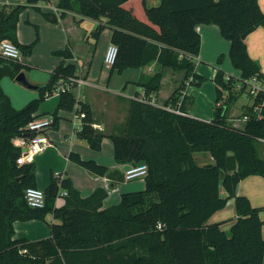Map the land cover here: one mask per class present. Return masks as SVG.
<instances>
[{
	"label": "trees",
	"instance_id": "trees-1",
	"mask_svg": "<svg viewBox=\"0 0 264 264\" xmlns=\"http://www.w3.org/2000/svg\"><path fill=\"white\" fill-rule=\"evenodd\" d=\"M56 1L62 15L74 10L96 19L98 33L108 27L112 30L111 42L118 45V55L110 74L153 62L159 65L142 83L146 95L161 89L164 67L184 69L185 75L164 105L132 97L124 126L112 132L93 125L97 121L92 107L78 100L72 89L62 91L53 115L54 127L59 125L60 109L77 105L79 113L85 112L80 138L101 149L104 137L109 136L118 162H144L148 172L143 177L144 188L124 192L118 203L109 206H104L109 195L105 187L98 186L83 196L69 177L53 174L44 189L45 205L33 207L25 192L37 186L36 164L17 162L21 149L13 139L31 133L26 126L39 115L40 101L54 91L60 79L78 76L77 65L65 63L73 56L71 44L55 51L64 60L51 72L49 81L35 86L39 96L16 108L1 81L5 76L15 79L22 62L0 54V264H264V219L260 215L264 206H255L247 195L238 193L242 179L252 174L264 176V158L259 153L264 119L257 118L249 106L245 111L249 119L239 128L228 114L248 79L264 81L261 66L250 56L246 43L250 32L264 26L260 0H161L157 6H148L147 0ZM23 6L0 9V42L8 38L30 53L34 43H22L17 37ZM51 18L57 19L54 14ZM201 24L218 25L230 40L228 55L240 70L243 85L236 88V78L220 67L225 58L221 53L213 78L217 102L211 120L191 114V94L180 100L187 81L201 86L205 80L197 71L196 59L202 45ZM201 151L210 152L214 163L199 164L195 153ZM69 158L98 175L125 179L119 170L83 158L76 151ZM60 197L64 202L57 205ZM232 197L237 216L227 233L220 221L208 220ZM50 212L54 215L50 236L34 240L14 237L16 220H46Z\"/></svg>",
	"mask_w": 264,
	"mask_h": 264
},
{
	"label": "crops",
	"instance_id": "crops-1",
	"mask_svg": "<svg viewBox=\"0 0 264 264\" xmlns=\"http://www.w3.org/2000/svg\"><path fill=\"white\" fill-rule=\"evenodd\" d=\"M1 1L2 0H0V3H2ZM18 1H19V4L29 5V6L37 5L40 2L38 1L36 3H29L28 0H18ZM46 1H50V2L42 3L41 5L49 7L51 9V12L54 15H56L57 18L62 17L61 22L63 25H65V28H66L65 33L67 34V43L71 44V41H70L71 35H73V39L75 41L74 45L78 41L81 42L80 48L78 50L76 49V46L73 45L72 47V44H71V50L73 52V56L71 58H68L67 60L65 59L66 64L67 63L76 64L78 76L83 77L87 80V83L83 84L82 86L74 87V89H72L73 93L78 99H80V101L86 102L92 107V110L94 112V118L96 119L98 125H100L99 126L100 128L98 129H102L104 126L106 132L114 131V129L117 128V124H114V125L111 124L113 120L111 118L112 114L110 113V111L112 110V106L110 104H112L115 107V109L113 110L117 111L119 109L117 107V102H123L122 100L118 99V96L126 94L130 96V100H131V98L134 95L142 93L144 91V87L142 83L145 80H147L148 77L152 75L156 70L159 69V65L153 62L144 67H138V68L130 67V68H126L122 72L115 71L113 74H110V68L106 66L104 62V56H103L100 61L101 66L97 70L94 67L92 56L89 55V52L91 51V49H87L86 45L83 46L82 43L84 42V40H87L96 30L98 21L89 16L82 15L74 10L66 11L65 15H62V13L57 14L53 11L51 7V5H56V3L53 2L52 0H46ZM6 3L10 5L8 9H11L12 7L16 5H19V4L11 5L10 0H7ZM160 3H161V0H147L148 6H157ZM260 5L262 9L264 10V0H260ZM0 6L2 5L0 4ZM107 29L109 30L108 31L109 42L107 43L106 48L111 43V32H112V30L109 27ZM198 29L202 36V45H201L200 53L196 57V59L198 60L197 71L205 76L206 70H207L205 64H207L208 60L212 59L211 57L213 56L218 57L219 54L224 53L225 60H231L230 56L228 55V52L230 49V40L225 38L222 35L219 26L216 24H201L198 27ZM246 43H247L248 52L250 56L256 61H258L264 73V26L262 25L258 26L256 29L250 32L246 37ZM68 44L66 46H68ZM208 44L211 47H208ZM223 65H224V68L227 69V70L225 69L224 70L228 76L232 75L237 78L240 76V70L238 68L236 69L231 68L230 66H227V63L225 62ZM163 71H164V75L162 78L161 89L157 93L154 94L155 98L157 100H160L159 101L160 105L165 104V101L172 94L174 89L180 86L183 80V77L185 75L184 69H175L169 66L164 67ZM215 73L216 71H213L212 78H214ZM124 76L126 78H125V81L123 82ZM102 77H104V82L102 80ZM114 81H117V82L110 85V83ZM136 85H139L140 88L138 89ZM215 86H216V83H215ZM131 87L132 88L134 87L133 90H131ZM32 88H35V87H32ZM190 88L191 86L189 87V89ZM130 91H133V92H130ZM53 95L60 97V95L58 94H53ZM126 95H123V96H126ZM192 95L194 94H191V96ZM216 102H217V90H216V96H214V102H213L214 106ZM251 102L252 101L250 100L240 102V97H239L236 101L231 103L228 114L229 115L234 114V116H236V117L229 116V121L233 125L239 128L244 126L246 122V120L243 118V115L245 114L244 111L247 108V106L249 107L251 105ZM129 104H130V101L126 105L127 108L119 109L121 110V114H117L116 118H118L119 116H122V111L124 112V117L126 116L125 118H127ZM189 107L191 108L190 111L193 116H196V117H199L205 120H211L214 117L213 114L215 113V111L213 110L214 112H212L211 109H209V107L207 109V106L204 108V110L199 109L198 105H195L193 108V106L189 104ZM107 111H109V113H106ZM231 119H236L239 121L232 122ZM52 128L53 127H51L47 131V133L49 132V136H50L48 138L50 139L52 144L48 146L42 152L48 151V153L46 154V157L47 158L50 157L52 158V160H56L57 162L55 165L60 166L59 161L61 162V160L57 159L58 154L62 153L67 159H70L69 158L70 153L76 150H75L74 144H71L70 146L66 147V149L64 150H61L60 147L59 149H57L58 143L53 142V138L51 137L55 135L57 136V133H54L53 131L50 132ZM76 129H77V126H76ZM259 141H260L259 142V153L264 158V139H259ZM76 152L80 153L79 151H76ZM80 155L83 157L81 153ZM46 157L45 156L42 157V160L44 162H47ZM35 160L36 158H34L33 161L35 162ZM96 160L100 163L106 164L98 159ZM214 161H212V163H214ZM200 163L205 164L209 162H200ZM130 164L131 163L129 162L121 163L118 161H114V164H106V165H108L110 169L112 170H119L118 172L124 173V176H125V171L130 166ZM41 168L42 166H39L38 169H36L38 187L45 189L47 185L50 183L53 174L61 175L62 177H69L72 180L73 184L80 190L83 196H87L91 194L96 187L103 186L109 192L108 197L104 200V206H109L111 204L118 203L124 192L134 191V190H139V189L144 188V183H142L140 186H138V188L133 187L131 189H125V188L123 189L125 181H120L117 179L114 180L110 178L109 176L98 175L96 173L88 171L89 173L87 175V178L88 180L91 181V184L89 187L85 186V188L83 189L81 186L75 183L76 179H78L75 177H78V176L72 174V172H68L70 168H68V170L62 171V170H53L54 167H52L49 177L46 173V170H42ZM258 176L259 174H252L242 179L238 185V193L247 195L250 198L253 205L264 206L263 200L262 199L259 200L261 196L259 194L260 189L258 188V185L263 184L264 182ZM87 178L81 179L79 181L80 182H84L85 180L87 181ZM224 191L225 193L222 191V188H221V194L223 196L227 194L225 189ZM63 202L64 200L62 197L57 199V205H61L63 204ZM229 206H234L233 214ZM228 207L230 208L229 212H227V210H229L227 209ZM263 214H264V210L260 212L261 217L264 219ZM236 216L237 215H236V208H235V199L232 197L228 199L227 205L224 208L217 210L216 212L212 214L208 222L220 221L221 227L227 233H230L232 224L235 222ZM53 221H54V215L51 212L47 214L46 220H41V219L16 220L14 222V227H15L14 237L15 238L27 237L32 240L48 237L51 235L50 223ZM263 233H264V225H263Z\"/></svg>",
	"mask_w": 264,
	"mask_h": 264
},
{
	"label": "rangeland",
	"instance_id": "rangeland-1",
	"mask_svg": "<svg viewBox=\"0 0 264 264\" xmlns=\"http://www.w3.org/2000/svg\"><path fill=\"white\" fill-rule=\"evenodd\" d=\"M11 5L13 4H19L18 0H10ZM53 2L57 3V1L52 0ZM2 3H0L2 6L0 8H9L10 5L7 2V0H2ZM50 1L46 0H40V2L37 5L29 6L24 5L20 11L19 19H18V25H17V37L18 40L22 43H34L32 51L30 53H25L20 49V56L18 60L22 62V70L29 81L33 84H44L47 81H49L51 77V72L53 68L57 67L63 60L64 57L58 53H55V51L59 49H63L66 47L67 43V34L65 25L62 24L61 18L58 17L57 19H52L51 9L47 6L41 5L42 3H47ZM9 5V6H8ZM40 5V6H39ZM50 13V14H49ZM108 29L106 28L104 31L98 33L96 30L93 32V34L87 39L84 40L82 43L83 46L86 45L87 49H91L89 52V55L93 58V64L94 67L98 70L100 68V61L102 57H105L106 53V45L109 42L108 38ZM71 38V44L72 47L75 43L73 39V35L70 36ZM81 42L78 41L74 46H76V49L78 50L80 48ZM208 47H211L208 44ZM220 55V54H219ZM218 55V56H219ZM228 57V56H227ZM211 60L207 61L206 65V74H205V80L202 83L201 86H195L192 85L189 89V94H194L193 96V108L195 105H198L199 109L204 110V108L207 106V109H211L212 112L215 111L214 103V96H216V86L215 81L213 80L212 73L213 71H216L217 61L218 57L213 56L211 57ZM229 59V58H228ZM67 60V59H66ZM224 62L227 63V66H230L231 68L236 69V67L232 64L231 60H223V62L220 64V67L224 68ZM127 74V73H126ZM125 76L123 78V82L125 81ZM236 81L237 84H242L241 80L237 77ZM102 80L104 82V77H102ZM2 87L5 90V92L10 96L12 104L16 108H21L25 104H27L30 100L36 98L39 96V90L37 88H32L24 85L17 79L12 78L11 76H5L2 78ZM117 81H114L110 83L112 85ZM238 85L236 88H238ZM136 87L139 89V85H136ZM134 88V87H133ZM131 87V90H133ZM238 90V89H236ZM133 92V91H130ZM126 95V94H123ZM118 96L119 100H122L123 102H117V107L119 109L127 108L126 105L130 101V96ZM60 100L59 96L53 95L47 96L46 98L42 99L40 101L39 109L37 113L39 114H48L53 116L54 111L56 109V106ZM157 100V99H156ZM252 101L250 98L248 90H245L240 95V102L243 101ZM160 100H157L159 102ZM112 106V110L110 113L112 114V125L117 124V128L120 129L124 126L125 121L127 118L124 117V112L122 111V116L117 117V114H121V110L114 111L115 107ZM130 105V104H129ZM248 107V106H247ZM76 108L74 109H65L62 108L58 111V114L61 116L59 126L54 127L51 129L50 132L57 133V136H51L53 138V142L58 143L57 149L59 147L61 150L66 149V147L70 146L71 144H74L75 150L79 151L83 157L85 158H96L106 164H114V161H117L114 156V145L113 140L109 136H106L103 139L102 147L101 149H95L93 148L85 139H81L78 135V131L81 129L82 126V119L79 117V111L76 112ZM214 110V111H213ZM246 111V109H245ZM244 111V112H245ZM106 113H109L107 111ZM214 115V114H213ZM231 117H236L233 115H229ZM239 118V117H237ZM232 122H237L239 120L231 119ZM77 126V129H76ZM100 128V127H99ZM102 128V127H101ZM104 130L105 127L103 126ZM102 128V129H103ZM114 129V130H115ZM106 131V130H105ZM51 134V133H50ZM48 137L49 132L47 133ZM46 152L39 153L35 158V164L36 169H38L39 166H42V170H46V173L48 177L50 176L51 168L53 170H68V172H72V174L77 175L78 178L76 179L75 183L79 186H81L83 189L85 186L89 187L91 184V181L88 180V169H86L81 164L75 162L74 160L67 159L62 153L58 154L57 159L61 160L59 161L60 166H56V160H52V158H47ZM46 157L47 162H44L42 160V157ZM196 160L199 164H202L200 162H212L214 161L213 156L210 152H196L195 154ZM200 161V162H199ZM112 166V165H110ZM91 172V171H90ZM262 181L264 182V176L259 175L258 176ZM84 182H80L81 179H86ZM124 187L123 189H131L133 187L140 186L142 183H144L143 177L136 178V179H124ZM258 188L260 189L259 194L261 198L259 200H263L264 202V183L259 184ZM222 191L225 193L223 187ZM85 192V191H84ZM232 210H234V206H229ZM227 208V212L230 211V208ZM264 215V214H263Z\"/></svg>",
	"mask_w": 264,
	"mask_h": 264
},
{
	"label": "built area",
	"instance_id": "built-area-1",
	"mask_svg": "<svg viewBox=\"0 0 264 264\" xmlns=\"http://www.w3.org/2000/svg\"><path fill=\"white\" fill-rule=\"evenodd\" d=\"M51 7L55 13H62V9H60L57 5H51ZM0 54L7 58L18 59L20 56V49L12 40L5 38L0 42ZM117 55L118 45L114 42H111L107 47L104 57V62L108 68H111L115 63ZM85 83H87V80L79 76H70L64 79H60L51 94L60 95V93L64 90L74 89V87L82 86ZM186 85V89L181 91L180 100L183 99L186 93L189 94V87L191 86L190 82L187 81ZM244 87V91L248 90L250 98L252 99L250 106L253 108L254 113H256V117L264 119V81L254 77L248 79ZM238 88H243V85H238ZM51 94L47 93V96H50ZM133 97L142 101L150 102L152 104L160 105L154 95H146L145 91H143L139 95H134ZM167 107L173 109L176 112H182L179 108H171L170 106ZM79 116L83 118L85 116V112L79 113ZM243 118L245 120H248L249 114H244ZM53 120L54 116L48 114H39L26 126V128L31 131L30 134L14 137V144L21 149L20 155L17 158V162L19 164L33 161L36 155L44 151L48 146L52 144L47 136V131L53 126ZM93 125L97 128H99L100 126L98 125V123H94ZM260 139H264V137H261ZM147 172L148 166L144 162L130 165L125 171V179L131 180L145 177ZM57 176L61 177V175ZM65 194L66 191L62 190L61 195ZM25 197L29 205L33 207H43L45 205L46 195L43 188H40L38 186H30L26 189ZM158 226L161 227L162 225L159 224Z\"/></svg>",
	"mask_w": 264,
	"mask_h": 264
},
{
	"label": "water",
	"instance_id": "water-1",
	"mask_svg": "<svg viewBox=\"0 0 264 264\" xmlns=\"http://www.w3.org/2000/svg\"><path fill=\"white\" fill-rule=\"evenodd\" d=\"M16 79L28 87H35L36 85L31 83L27 78L26 74L21 71L17 74Z\"/></svg>",
	"mask_w": 264,
	"mask_h": 264
}]
</instances>
